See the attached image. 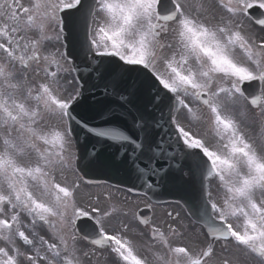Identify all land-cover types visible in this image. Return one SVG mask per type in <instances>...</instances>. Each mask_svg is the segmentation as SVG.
<instances>
[{"label": "snow or ice", "instance_id": "6c2138e0", "mask_svg": "<svg viewBox=\"0 0 264 264\" xmlns=\"http://www.w3.org/2000/svg\"><path fill=\"white\" fill-rule=\"evenodd\" d=\"M0 264H264V0H0Z\"/></svg>", "mask_w": 264, "mask_h": 264}, {"label": "water", "instance_id": "95a60500", "mask_svg": "<svg viewBox=\"0 0 264 264\" xmlns=\"http://www.w3.org/2000/svg\"><path fill=\"white\" fill-rule=\"evenodd\" d=\"M100 98V97H98ZM101 177H104V176H101ZM112 179H116L115 181H118L120 178H123V176L120 177V175L118 176V173L117 172H113L112 173Z\"/></svg>", "mask_w": 264, "mask_h": 264}]
</instances>
